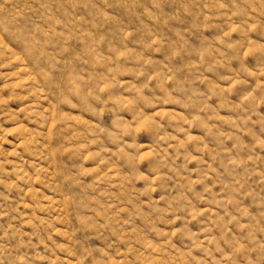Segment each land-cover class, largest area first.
<instances>
[{"label": "rangeland", "instance_id": "rangeland-1", "mask_svg": "<svg viewBox=\"0 0 264 264\" xmlns=\"http://www.w3.org/2000/svg\"><path fill=\"white\" fill-rule=\"evenodd\" d=\"M0 264H264V0H0Z\"/></svg>", "mask_w": 264, "mask_h": 264}]
</instances>
